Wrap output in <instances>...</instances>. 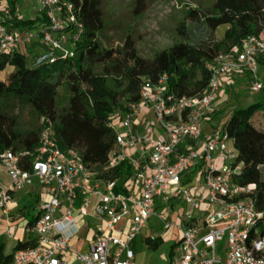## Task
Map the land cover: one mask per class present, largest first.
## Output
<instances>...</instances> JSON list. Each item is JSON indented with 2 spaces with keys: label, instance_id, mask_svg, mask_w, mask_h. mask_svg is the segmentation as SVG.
Here are the masks:
<instances>
[{
  "label": "built area",
  "instance_id": "2783aa9c",
  "mask_svg": "<svg viewBox=\"0 0 264 264\" xmlns=\"http://www.w3.org/2000/svg\"><path fill=\"white\" fill-rule=\"evenodd\" d=\"M38 5L46 23L28 30L13 27L10 9L0 4V60L34 40L49 51L45 60L51 63L75 57L83 29L73 4L38 0ZM260 55L264 39L253 35L217 55L206 63L210 78L201 96L176 97L166 75L154 84L144 81L139 101L109 118L114 149L99 169L83 164L75 150L62 152L50 127L42 130L33 152H0L9 179L8 189H0V213L7 223L13 195L33 180L45 197L35 208L34 224L26 228L34 245L14 252L12 264H67L73 258L76 264H133L130 245L152 218L178 235L177 254L168 264H264V232L256 228L262 213L251 197L253 186L234 182L240 164L232 140L223 133L202 140L204 122L218 112L222 76L247 72L249 91L262 90L256 63ZM124 163L131 168L126 194L117 192V181L108 178ZM199 163L200 173L183 184ZM170 200L181 205L179 213L169 211ZM87 217L96 225L83 251L72 241L89 230L86 224L79 226Z\"/></svg>",
  "mask_w": 264,
  "mask_h": 264
},
{
  "label": "trees",
  "instance_id": "16d2710c",
  "mask_svg": "<svg viewBox=\"0 0 264 264\" xmlns=\"http://www.w3.org/2000/svg\"><path fill=\"white\" fill-rule=\"evenodd\" d=\"M61 1L73 4L75 16L82 24L73 59L29 62L25 53L17 51L0 60V74H4L0 78V152H33L42 130L50 127L62 152L75 150L83 164L99 169L114 149V133L107 127L109 118L139 101L144 81L154 84L166 75L168 87L176 97L201 96L210 78L207 62L239 47L247 36L264 39V0H214L212 13L204 15L202 21L211 31L226 27L220 40L199 47L183 41L186 22L201 17L197 10L190 9L185 21L177 27L181 41L146 59L138 54L130 35L119 49L103 48L99 37L105 26L102 11L105 0ZM4 5L11 11L10 22L15 28L37 30L46 23L39 11L35 19L21 21L15 14L14 2L6 1ZM60 88L65 94L63 104L58 100ZM263 101L238 106L221 129L232 140L240 164L234 182L253 186L251 197L257 211L262 213L256 226L259 234L264 232V128L255 126L252 119L262 110ZM221 114L218 111L214 117ZM202 168L199 163L183 184L191 183ZM130 176L131 168L124 163L108 178L117 181V192L126 194L130 190L126 186ZM35 218L34 214L27 221V228L34 224ZM161 242L159 237L144 239V244L153 251ZM178 244L179 240L174 247ZM33 245L28 237L17 243L11 254L4 255L0 243V264L12 263L14 252Z\"/></svg>",
  "mask_w": 264,
  "mask_h": 264
},
{
  "label": "rangeland",
  "instance_id": "374dc122",
  "mask_svg": "<svg viewBox=\"0 0 264 264\" xmlns=\"http://www.w3.org/2000/svg\"><path fill=\"white\" fill-rule=\"evenodd\" d=\"M2 1L0 0L1 5ZM6 1L14 2V7L18 10V16L21 21L35 19V14L31 10L30 0ZM213 4L214 0H105L102 4L105 26L99 39L104 49H119L123 40L130 35L135 41V49L138 54L143 58L149 59L155 52L167 49L181 41L177 27L185 21L187 11L195 9L201 17L197 21L188 20L186 22L183 41L192 46H205L220 40L226 31L225 26L218 28L216 31H211L202 21L204 15L208 16L212 13ZM37 42L40 43L39 41ZM37 47L35 56L25 53L27 61L43 62L49 56L50 53L47 49L41 46ZM23 49L25 50L26 48ZM263 73L264 64L259 67L257 73L258 81L264 82ZM258 76L260 79H258ZM3 77L4 74H0V78ZM58 92L59 104H63L65 101L64 90L60 88ZM258 99H264V84L262 90L257 93L246 91L244 95L233 96L230 92L228 103L222 107L223 114L221 118H225V113H228L231 107L245 106L258 101ZM252 121L255 126L264 128V105L262 110L255 114ZM219 129L221 130L222 126ZM229 145L232 146L231 143ZM8 186V176L3 167L0 166V189L6 190ZM40 192V184L37 180H33L31 185H27L24 189L14 194L12 201L15 204V212L17 214L21 211L23 213L21 216L24 218L20 220V232H18L19 228L17 225H14L11 229L13 236H18L23 240V227L34 216V206L36 207V205L43 203V195ZM38 195L40 196L38 197ZM37 199L38 202L36 203ZM169 205V211L173 212L174 202L171 201ZM89 214H92V212L89 211ZM0 217H2L1 213ZM85 224L89 230H84L78 235L79 239L72 241V246L76 249H79V242H85L89 239V234L94 231L96 222L91 217L83 218L79 221V226L82 227ZM151 236L159 237L162 241L161 246L155 251L148 249L144 244V239ZM225 240L226 238H224V242ZM177 241L178 235L175 230L164 231L161 224L155 218H152L148 226L130 245L134 258L133 264H168L171 248L172 246L174 247ZM7 248L9 249V246ZM172 254H177L176 246L173 248ZM66 263L76 264L74 258L72 261H66Z\"/></svg>",
  "mask_w": 264,
  "mask_h": 264
},
{
  "label": "crops",
  "instance_id": "0c3cea01",
  "mask_svg": "<svg viewBox=\"0 0 264 264\" xmlns=\"http://www.w3.org/2000/svg\"><path fill=\"white\" fill-rule=\"evenodd\" d=\"M31 2V10L33 11V13L35 14V18L37 17L38 11H39V5H38V0H30ZM5 4V0L2 1V5ZM15 14L18 15V10L15 9ZM37 46H41L42 45L40 43L37 42V40H34L30 45L23 47V46H19V48L17 49L19 52L22 53H30V55H36V51H37ZM23 48H26L25 50ZM44 48V47H42ZM38 59V58H36ZM257 67L259 70V67L262 66L264 64V55H260L257 57ZM263 78H264V73L262 74ZM258 79H260V77L258 76ZM262 79V78H261ZM251 76L249 75V73L247 72H241L239 74L233 75H225L221 77V91L217 97V106H218V110L219 112L223 113V105L228 103V99H229V93L231 92L233 96H241L244 95V93H246V91H249V85L251 82ZM260 81V80H259ZM262 84H264V82L260 81ZM260 100V99H258ZM238 106H233L230 108V111L228 113H225V118H221L222 114L218 117H213L211 119H208L204 122V133H203V139L205 138H209L211 136H213L215 133L218 134H222L221 130L219 129V127L223 126L224 121L226 120V118L228 117V115ZM220 125V126H219ZM263 128V127H261ZM1 166V164H0ZM200 192H202V190H200ZM41 194V192H40ZM42 195V194H41ZM14 196V195H13ZM40 195H38L39 197ZM43 201L45 200V197L42 196ZM172 201V200H171ZM168 202L169 203L171 202ZM38 202V199L36 200V203ZM175 204L174 207V211L175 213H179L180 209H181V205L176 202L173 201ZM172 204V203H171ZM15 204L13 203V201L10 203L9 208L11 211V222L7 223V221L3 218L0 217V243L3 245V253L4 255H9L13 252V249L15 247V245L19 242L22 241H26L27 238L29 237L31 240L32 238L26 233V226H27V222L25 224V226L23 227V240L21 238H19L18 236H13L11 234V229L13 228L14 225H17L18 228L20 226V220L23 219L24 217H22L21 215H23V213L21 211H19L17 214L15 212ZM164 203L160 202L158 203V207L161 208L163 207ZM37 206V205H36ZM170 206V205H169ZM36 208V207H35ZM18 219V220H16ZM21 227V226H20ZM17 230V229H16ZM21 231V228H19L18 232ZM83 232V231H82ZM89 240V239H88ZM87 240V242H88ZM9 242V243H8ZM79 242V241H78ZM84 244L83 246L80 244ZM86 241L85 242H79V246H81V250L86 251ZM9 246V249L7 248ZM8 249V250H7ZM72 261V259L70 260ZM12 264V263H10Z\"/></svg>",
  "mask_w": 264,
  "mask_h": 264
}]
</instances>
